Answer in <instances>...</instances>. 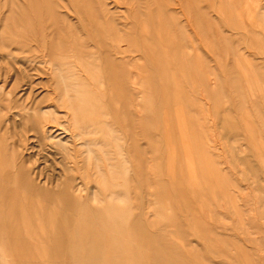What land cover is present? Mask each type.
<instances>
[{"label": "rangeland", "instance_id": "1", "mask_svg": "<svg viewBox=\"0 0 264 264\" xmlns=\"http://www.w3.org/2000/svg\"><path fill=\"white\" fill-rule=\"evenodd\" d=\"M255 119L264 0H0V264H264Z\"/></svg>", "mask_w": 264, "mask_h": 264}, {"label": "crops", "instance_id": "2", "mask_svg": "<svg viewBox=\"0 0 264 264\" xmlns=\"http://www.w3.org/2000/svg\"><path fill=\"white\" fill-rule=\"evenodd\" d=\"M244 74H245V70H244V73H243V71H238V70H236V72H230L229 73V79L231 80V83L233 84L231 86V90H228V93H226L225 95H222L220 97V101L213 102L215 106H217V105H221L223 107L229 106V104H230V101H229V92L231 93V96H232V99H233L234 94H232V92L233 91H238L239 92L238 93V96H239V99H240V104H238V105H240V106L243 107V109H242V115L243 114L244 115L245 114L246 115H249L250 114L249 112H246L245 107H244L245 102H246V91L244 89L245 88L244 85L242 84L243 82L239 80V78L241 76H244ZM202 81H203V83L210 85V88L211 89L212 88H215V90H216V87H214V86H216V82L214 83V80L212 79L211 76L210 77L203 78ZM216 91H222V89L219 88ZM249 93H250L249 95L252 97L251 99L255 103V105H254V110H255L256 106L257 107H260V105L257 102V100L255 98H253V93L250 92V91H249ZM214 99H216V98H214ZM236 99H237V96H236ZM256 123L257 124L255 126L251 125V128H250V125L246 126L247 130H249V131L246 132V137H248L250 140L254 139V137H256L257 134L260 135V137L262 136V134H264V128H262L261 122L256 120ZM258 149H259V146L258 145L257 146L256 145H253V147H252L251 150H258Z\"/></svg>", "mask_w": 264, "mask_h": 264}, {"label": "bare ground", "instance_id": "3", "mask_svg": "<svg viewBox=\"0 0 264 264\" xmlns=\"http://www.w3.org/2000/svg\"><path fill=\"white\" fill-rule=\"evenodd\" d=\"M137 1H139V0H137ZM186 1H188V0H185V2H186ZM107 4H108V3H107ZM107 6H109V5H107ZM63 10H65V9H63ZM95 10H97V9H95ZM139 10H140V9H139ZM61 11H62V10H61ZM110 13H111V12H110ZM62 14H63V13H62ZM71 14H72V13H71ZM71 16H72V15H71ZM112 17H114V16H112ZM70 18H71V17H70ZM74 20H75V19H74ZM108 21H109V20H108ZM109 23H110V22H109ZM103 24H104V23H103ZM113 32H114V31H113ZM116 35H117V34H116ZM117 38H118V37H117ZM114 39H115V37H114ZM82 40H83V39H82ZM83 41H84V40H83ZM83 41H82V42H83ZM103 41H104V40H103ZM48 42H49V41H48ZM104 42H105V41H104ZM107 42H108V41H107ZM91 43H92V42H91ZM100 44H101V43H100ZM87 45H89V44H87ZM139 45H140V44H139ZM93 46H94V45H93ZM106 46H107V45H106ZM33 47H34V46H33ZM91 47H92V46H91ZM107 47H108V46H107ZM94 49H95V48H94ZM142 49H143V48H142ZM99 51H100V50H99ZM142 51L144 52V50H142ZM105 54H106V53H105ZM84 56H85V55H84ZM89 56H90V55H89ZM100 56H101V55H100ZM109 56H110V55H109ZM122 56H123V55H122ZM31 57H32V56H31ZM111 57H112V56H111ZM142 57H143V56H142ZM113 58H114V57H113ZM127 59H128V58H127ZM108 60H109V59H108ZM117 60H118V59H117ZM41 61H42V60H41ZM47 61H48V60H47ZM105 61H106V60H105ZM113 61H114V59H113ZM119 61H120V60H119ZM94 62H95V61H94ZM101 62H103V61H101ZM114 62H115V61H114ZM129 62H130V61H129ZM108 63H109V62H108ZM122 63H123V62H122ZM122 63H121V64H122ZM126 63H128V62H126ZM131 63H132V61H131ZM90 65H91V64H90ZM101 65H102V64H101ZM132 65H134V64L132 63ZM120 66H122V65H120ZM123 66H124V64H123ZM137 66H138V65H137ZM101 67H102V66H101ZM117 67H119V66H117ZM8 68H9V67H8ZM96 68H97V67H96ZM109 68H110V67H109ZM119 68H120V67H119ZM119 68H118V70L121 69V68H120V69H119ZM98 69H99V68H98ZM139 69H140V68H139ZM50 70H51V68H50ZM109 70H110V69H109ZM116 70H117V69H116ZM51 71H53V70H51ZM51 71H50V72H51ZM98 71H99V70H98ZM78 72H79V71H78ZM81 72H83V71H81ZM115 72H116V71H115ZM115 72H114V73H115ZM121 72H122V71H121ZM128 72H129V71H128ZM109 73H110V72H109ZM100 74H101V73H100ZM126 74H127V73H126ZM126 74H124V75H126ZM36 75H37V74H36ZM81 75H82V74H81ZM110 75H112V74H110ZM110 75H109V76H110ZM117 75H118V73H117ZM138 75H139V74H138ZM37 76H38V75H37ZM112 76H113V75H112ZM115 76H116V75H115ZM115 76H114V77H115ZM120 76H121V75H120ZM126 76H127V75H126ZM126 76H125V77H126ZM128 76H129V75H128ZM84 77H85V76H84ZM118 77H119V75H118ZM125 77H124V78H125ZM137 77H138V76H137ZM100 78H101V77H100ZM121 78H122V77H121ZM127 78H128V77H127ZM60 79H61V78H60ZM109 79H110V77H109ZM116 79H117V78H116ZM122 79H123V78H122ZM139 79H140V78H139ZM142 79H143V78H142ZM13 81H14V80H13ZM61 81H62V80H61ZM88 81H89V80H88ZM90 81H91V80H90ZM133 81H134V79H133ZM112 82H113V81H112ZM119 82H120V80H119ZM123 82H124V81H123ZM138 82H140V81H138ZM110 83H111V82H110ZM102 84H103V83H102ZM123 84H124V83H123ZM123 84H122V85H123ZM128 84H129V83H128ZM132 84H133V83H132ZM158 84H159V83H158ZM92 85H93V84H92ZM92 85H91V87H92ZM133 85H135V84H133ZM139 85H140V84H139ZM113 86H114V85H113ZM137 86H138V84H137ZM34 87H35V86H34ZM89 88H90V87H89ZM129 88H130V87H129ZM36 89H37V88H36ZM84 89H85V88H84ZM124 89H125V88H124ZM131 89H133V88H131ZM27 91H28V90H27ZM27 91H26V92H27ZM36 91H37V90H36ZM84 91H85V90H84ZM128 92H129V91H128ZM131 92H132V90H131ZM138 93H139V92H138ZM51 94H52V93H51ZM127 94H128V93H127ZM26 95H27V94H26ZM57 95H58V94H57ZM135 95H136V94H135ZM135 95H134V96H135ZM138 95H139V94H138ZM139 96H140V95H139ZM135 97H136V96H135ZM56 98H57V97H56ZM137 98H138V97H137ZM137 98H136V99H137ZM37 99H38V98H37ZM39 99H40V98H39ZM95 99H96V97H95ZM36 101H37V100H36ZM85 102H86V101H85ZM136 104H137V103H136ZM64 106H65V105H64ZM71 106H72V105H71ZM140 106H141V105H140ZM52 108H53V107H52ZM85 108H86V107H85ZM46 109H48V108H46ZM53 109H54V108H53ZM64 110H65V109H64ZM64 110H62V111H64ZM87 111H88V109H87ZM91 111H92V110H91ZM58 113H59V112H57V114H58ZM62 113H63V112H62ZM64 113H65V112H64ZM60 115H61V114L59 113V116H60ZM80 115H81V114H80ZM86 115H87V114H86ZM137 116H138V115H137ZM87 117H89V116H87ZM58 119H60V118H58ZM58 119H57V120H58ZM83 119H84V118H83ZM83 119H82V120H83ZM86 119H87V118H86ZM139 119H140V118H139ZM67 120H68V118H67ZM83 122H84V120H83ZM48 123H49V122H48ZM61 123H62V122H61ZM104 123H106V122H104ZM46 124H47V122H46ZM87 124H88V122H87ZM106 124H107V123H106ZM106 124H104V125H106ZM61 125H63V124H61ZM108 126H110V125H108ZM44 127H45V126H44ZM47 127H48V126H47ZM45 128H46V127H45ZM56 128H57V127H56ZM53 129H54V128H53ZM59 129H61V128H59ZM137 129H138V128H137ZM28 130H29V128H28ZM46 130H47V129H46ZM49 130H50V129H49ZM138 130H139V129H138ZM26 131H27V130H26ZM62 132H63V131H62ZM43 133H44V132H43ZM52 134H53V133H52ZM62 134H63V133H62ZM46 135H48V134H46ZM97 135H98V134H97ZM53 137H54V136H53ZM75 137H76V136H75ZM27 138H28V137H27ZM50 141H51V140H50ZM38 143H39V142H38ZM50 143H51V142H50ZM83 144H84V143H83ZM52 145H53V143H52ZM52 145H51V146H52ZM64 145H65V144H64ZM101 145H102V144H101ZM101 145H100V146H101ZM40 146H41V145H40ZM54 146H55V145H54ZM76 146H77V145H76ZM93 146H94V145H93ZM37 147H38V146H37ZM68 147L70 148V146H68ZM66 148H67V147H66ZM71 148H72V146H71ZM51 149H52V148H51ZM65 150H67V149H65ZM71 150H72V149H71ZM73 153H74V152H73ZM96 156H97V155H96ZM53 190H54V189H53Z\"/></svg>", "mask_w": 264, "mask_h": 264}]
</instances>
